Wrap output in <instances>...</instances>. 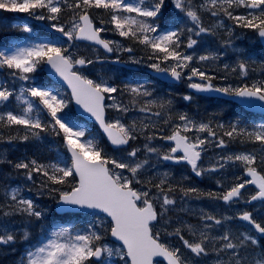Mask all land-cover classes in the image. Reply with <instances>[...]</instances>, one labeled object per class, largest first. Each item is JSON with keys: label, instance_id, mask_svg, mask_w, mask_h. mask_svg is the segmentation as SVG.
I'll list each match as a JSON object with an SVG mask.
<instances>
[{"label": "snow or ice", "instance_id": "snow-or-ice-1", "mask_svg": "<svg viewBox=\"0 0 264 264\" xmlns=\"http://www.w3.org/2000/svg\"><path fill=\"white\" fill-rule=\"evenodd\" d=\"M171 4L175 16L166 28H161L159 23L166 0H0V9L27 13L38 21H46L51 30L69 42L85 40L107 53H132V47H123L102 37L109 29L94 23L91 10H103L109 19L101 20V25L110 24L111 30L120 37L149 50L147 59L152 62L147 63L148 68L166 73L175 81L186 78L188 87L197 93L215 92L238 98L248 107L264 111V80L216 87L212 83L215 77L202 67L194 66L219 59L216 52L198 56L195 53L199 41L194 37L215 35L216 28L227 32L229 39L223 42L226 48L233 46L230 38L235 28L250 31L264 42V0H171ZM240 9L244 11H238ZM66 10L73 13L67 26L60 23ZM205 14L216 18V23L205 27ZM222 17L232 25H226ZM12 27L29 35L22 43L0 46V71H6L17 81L29 82L42 65H48L67 83L72 100L99 124L114 151H121V146L143 137L145 152L155 155L158 163L186 164L196 177L215 174L226 166L243 169L242 175L235 176L230 186L225 187L223 181L217 180L221 191L204 192L185 186L183 182L188 176L172 183L169 171L159 174V182H154L153 177L143 179L149 160L147 157L138 159L140 148L133 147L126 155H108L90 132L63 111L69 101L55 87L27 83L21 84L17 93L0 81V128L23 129L22 135L8 136L7 142L43 141L53 136L62 140L71 163H66L59 147L51 149L56 152V159L47 163L27 156L13 162L3 154L0 161L6 160L25 181L36 185L38 195L49 193L56 200L59 212L97 216L82 226L49 227L41 223L47 209L23 195V186L5 187L0 196V247L24 243L26 247L18 264H113V257H118L123 264H264V249L260 245L264 238V220L258 221L252 212L242 209L227 215L200 209L195 224L179 218L174 220L169 215L176 207L177 192L182 199L223 201L230 207L257 201L264 204V171L258 170L264 165V122L249 123L238 116L228 125L218 123L214 129L210 122L197 123L186 113H179L176 119L181 123H172L171 115L163 119L164 125H171L170 134L163 135L164 129L151 120L134 118L126 123L122 116L108 120V109L120 114L136 109L159 121L170 111L172 102L154 98V91L147 82L124 83L121 88L103 77L91 79L84 70L106 58L77 56L64 47L63 42L39 41L28 24ZM182 49L193 51L189 54ZM251 59H238L231 71H239L240 76L246 78ZM131 62L140 64L142 60L133 57ZM228 68L225 65V69ZM193 78L200 82H194ZM125 92L130 96L127 104L116 95ZM13 100L16 107L3 110ZM183 100L192 101L193 96L184 95ZM193 131L197 135L189 136ZM199 133L207 135L201 138ZM4 139L0 135V140ZM157 139L171 144L152 146V141ZM229 143L259 144L260 148L218 154L208 166L203 165L202 154L209 146L224 150ZM248 186H253L254 191L245 197ZM27 191L31 192L32 188ZM100 213L104 216L100 217ZM16 217L20 218L19 223ZM235 220L246 224L234 227L231 222ZM36 224L40 225V234L33 241L29 229ZM108 237L119 241L121 246H111Z\"/></svg>", "mask_w": 264, "mask_h": 264}, {"label": "rangeland", "instance_id": "rangeland-1", "mask_svg": "<svg viewBox=\"0 0 264 264\" xmlns=\"http://www.w3.org/2000/svg\"><path fill=\"white\" fill-rule=\"evenodd\" d=\"M168 7L173 8L172 4H171V0H170V2L168 4ZM91 13L94 16L95 20L97 21V24H96L97 26L106 27V28L109 29L108 31H105V32L102 33L103 36L107 40L116 41V42L121 44V42L118 41V39H116L115 36H113V34L115 35V33H114V31L111 30L112 26L110 24H107V23H105L104 25H101V23H100L101 20L107 22L108 19H109L108 15L105 14L103 10H97V9H92ZM72 15H73L72 12L67 11V10L64 11L62 13V15H61L60 23L65 24L67 26L68 22L72 18ZM174 16H175V13L173 11L171 13L170 18L165 22V24H166L165 28L172 24V22L174 20ZM26 19L31 20L32 25L27 23ZM204 22H203L204 26L205 27H209V26H211V25L216 23V18H212V17L209 18L205 14L204 15ZM0 24H2L3 26H5V24H6V26L8 25L7 29H5V30L7 32H11L12 34H15L14 37L18 38L16 43H22L23 38L28 36L29 34L23 33L22 31L19 30V28H13L12 25L15 24V25H19L20 27H23V25L28 24L34 30L32 35L35 36L39 41H40V39L38 38L37 33H45L48 36H51L50 40H48V41H52V40L56 39V40L59 41V43L63 42V46L70 48V51L75 53L77 56H85V57H88V58H91V59H95V57L97 55H100V53L96 49L94 51V48H91V47L86 46V45H81V44L79 45V44L74 43L73 41H71V42L67 41L66 37H63V36H61L60 33H57V32H54L53 30H51L47 26L48 22H46V21H38L34 17L29 16L27 13H19L17 18H10V19H8V22H1ZM214 30L218 31L219 36H223V37H225V39L228 38V34H227V32L225 31L224 28H216ZM243 36L246 37V35H243ZM250 36L253 38V34L252 33H250ZM250 36L247 38V40L249 42L252 41ZM186 38H187V33H186ZM194 38H196L199 41L198 46H196V48H195V53H196L197 56L201 55V54H207L208 52H216L214 49L211 48V42H210L209 37H208L207 34H202L201 37H194ZM231 41H232V45L235 47V48H233V51L236 52V53L240 52L241 50L237 48V47H240V45L236 44L237 42H236L234 36H231ZM186 42H187V39H186L185 43ZM192 51L193 50L188 49L187 52L189 54H191ZM203 64H205L207 67L212 68V67L216 66V60L215 61H207V62H204ZM194 65L196 66L198 64H194ZM41 70L42 69L40 68V70H38L36 73L32 74L33 75V80L29 81V82L17 81L14 78L9 77L7 75L6 71H0V81L6 82V84L10 88H13L18 93L21 84L34 83V84L38 85L39 84V80H40V76H41V73H40ZM228 71L229 70H224V72H228ZM84 74L88 75V77L91 78V79H98V78L103 77L104 79L109 81V78H111V74L109 72V67H103V66L98 65L97 63H94L93 65H90L88 69H85L84 70ZM230 81H231V79H230ZM57 92H59L63 96V92L62 91L58 90ZM118 100L122 101L121 99H118ZM15 107H16V103H15V101H13V103L11 105H9L7 108H5L3 110H5V111L12 110V108H15ZM108 110H109V112L111 113V116H112L111 119H109V120H113V119L117 118L118 116H122L123 119H124V122H126V123L131 122L134 118L137 119V121H139L140 119H144L145 122L148 121V120H146V118L144 116L137 117V114L139 113L137 111L129 112L127 114H120V113H117L116 111H114L113 109H108ZM63 111L69 115V113H68L66 108ZM154 122H156V120ZM80 125L82 127H84L82 124H80ZM142 139H144V138L143 137H138L137 140L133 141V143H134L133 147L140 148L139 146H140V143H141ZM152 146L160 147L161 145L157 141L154 140V141H152ZM142 150H144V149L140 148V153H141ZM126 153L117 154L116 156L126 155ZM227 153H229V152H227ZM0 154L5 155V151L2 150L1 148H0ZM218 154H226V153L225 152H217V153L213 154L212 159L214 160L217 157ZM144 156L147 157L148 159L149 158H155L156 162H157V158L153 154L148 153L147 156H146V154H144ZM138 159L143 160V159H141L139 157V154H138ZM151 165H152V162L149 161V164L146 165L143 174L147 172V166H151ZM233 170H236V169L234 168ZM164 172H166V171H163V173ZM161 174H162V171H161ZM22 182L24 183V181H22ZM7 186H10V185L7 184V185H3L2 187L5 188ZM12 187H14V186H12ZM23 195H25V192H23ZM25 196L28 198V195H25ZM181 209H184V211H181ZM200 209L206 210L203 206L198 205L196 201L188 200L186 198H183V199L177 201L175 209L172 212H170L169 215L172 216L174 220L179 218V219H183L185 221H188L190 223L195 224V223H197V217H198ZM257 216H258V218L260 220H264V205L257 209ZM95 219H97V218L96 217H92V218H87V219H84V220H69V218H65V220L63 222H61L59 224H56V225H65V226H67V225L75 224L77 226H82V225H85V224L89 223L90 221L95 220ZM191 221H193V222H191ZM39 234L40 233H34L33 232L32 240L35 241L39 237ZM110 244L113 247H119V246L114 245L112 243H110ZM25 247H26V245L24 243L17 242L15 244L11 245V246L0 247V253L2 255H9L10 258H9L8 261H6L7 264H18L19 259L21 257V254L25 250ZM261 248L264 249V246H261ZM112 261H113V264H123V261L119 260L118 257H113Z\"/></svg>", "mask_w": 264, "mask_h": 264}, {"label": "flooded vegetation", "instance_id": "flooded-vegetation-1", "mask_svg": "<svg viewBox=\"0 0 264 264\" xmlns=\"http://www.w3.org/2000/svg\"><path fill=\"white\" fill-rule=\"evenodd\" d=\"M119 58H121V60L127 61V58H125V56H122L121 55V56H119ZM151 62L145 61V65H143V66H145L146 68L141 69L140 75L147 76L149 78V76L145 73V71H146V69H148L147 63H151ZM150 80H151V82L153 84L158 85V86L160 85L162 91L165 89L164 84H161L160 82L157 83V81H154L152 79H150ZM188 83H189V81L186 78H184V79L181 80V85L178 87V88H180V92H185V90L187 89L186 86L188 85ZM151 87H153V86H151ZM176 123H181V122L177 119V122ZM163 129H164V131H168V132L171 131V127H164ZM188 135L190 136V133H188ZM165 145H169V144H164V146ZM231 147L237 148L235 145H232ZM211 148H212V146H209L208 147V150L205 153L202 154L203 155L202 163H203V165L205 167L208 166L209 161H207V160L210 159V157H211V152H210V149ZM205 161H207V162H205ZM174 168L176 170H181L182 173L186 174V176L189 175L191 177V172L188 170V168L186 166H183L182 165V166H176ZM206 177L208 178V174H206V175H204L202 177H195V178L194 177H191V178L195 179L198 182V186L201 187V188H203L204 191L207 192V191H209V186L206 184V180H205ZM232 183H234V181ZM252 192H253L252 189H248V191H246L244 193L245 194V197H247ZM208 203H209V206L210 207H214V206H217V205H220L221 204L220 201L213 202V201H209V200H208ZM222 206L223 205L221 204V207ZM245 206H246L245 204L240 203V205L238 207L240 208V210H242V209H246L247 210L248 209L251 212L252 208H248V207H245Z\"/></svg>", "mask_w": 264, "mask_h": 264}, {"label": "water", "instance_id": "water-1", "mask_svg": "<svg viewBox=\"0 0 264 264\" xmlns=\"http://www.w3.org/2000/svg\"><path fill=\"white\" fill-rule=\"evenodd\" d=\"M76 41L86 42V43H89V44H91V45H95V44H93V43L90 42V41H85V40H76ZM263 43H264V42H263ZM95 46L99 47L98 45H95ZM99 48H101V47H99ZM101 49L104 50L103 48H101ZM104 51H105V50H104ZM106 53H107V52H106ZM108 54H110V53H108ZM44 71H45V74H46V75H47V76H48V77H49V78H50L55 84L65 87V88L70 92V94H71V89L68 87L67 83L64 82L62 79H60V77L57 76V75L55 74L54 70H52V69H51L48 65H46V64L44 65ZM206 94H207V95H218V96H224V95H222V94L215 93V92L206 93ZM233 99H234L236 102H238L239 104H241L242 106H244V107H245L247 110H249V111H253V112H258V113H263V114H264V111H261L259 107H256V108H250V107H248L247 105H245L244 103H241L240 100H239L238 98H234V97H233ZM256 103L259 104L260 102L257 101ZM73 107H74L75 112H76L78 115H80V116L84 117L85 119L91 121L92 123L96 124L97 127L100 129L101 133L106 137L107 142L110 144V142H109L108 139H107L106 134H105V133L103 132V130L99 127V124L95 121V119L92 118V117H90L89 114L85 113V112L83 111V109L80 108V106L77 105V104L75 103L74 100H73ZM110 146L114 149V146H112L111 144H110ZM125 146H126V145H125ZM125 146H121V148H123V147H125ZM68 154H69V153H68ZM69 155H70V154H69ZM57 209H58V206H57V204H56L55 207H54L55 212L58 213V214H63L62 212H59ZM80 213H82V212H80ZM102 214H103V213H102ZM244 223H246V222H244ZM111 239H112L114 242L120 244V242H119V241H116L114 238H111ZM158 259H162V258H158Z\"/></svg>", "mask_w": 264, "mask_h": 264}, {"label": "trees", "instance_id": "trees-1", "mask_svg": "<svg viewBox=\"0 0 264 264\" xmlns=\"http://www.w3.org/2000/svg\"><path fill=\"white\" fill-rule=\"evenodd\" d=\"M94 137L100 142L101 147H103L105 149V151L108 152L109 148L105 144L104 140L98 135V133L95 132ZM47 140H48V138H45L44 143H42V144L37 142V146H36V159L41 161V162H44V163L54 161L56 159V152L54 150H51L53 147H59L60 152L64 154V149L62 147L61 141H59L55 137L51 138L48 141ZM26 156L28 157V154H26ZM20 158H22V157H20ZM18 159L19 158L15 159V157H13V156L10 157V160H12L13 162L18 161ZM66 163H68V162H66ZM4 166L5 167H12V165H10V164H4ZM65 187L68 188V186H65ZM47 201L52 202V203L54 201L51 197H49V193H48Z\"/></svg>", "mask_w": 264, "mask_h": 264}, {"label": "bare ground", "instance_id": "bare-ground-1", "mask_svg": "<svg viewBox=\"0 0 264 264\" xmlns=\"http://www.w3.org/2000/svg\"><path fill=\"white\" fill-rule=\"evenodd\" d=\"M145 52H146V49L144 48V46H142V53H145ZM17 134L22 135L20 132H16V133L12 134L11 136H15ZM14 142L17 144V146L19 148L18 156H21L24 153V150H25L24 142H21L19 140H15ZM4 156L6 157L7 160H10L9 159L10 155H9V153L7 151H5V155ZM5 162H6V160H5ZM2 186H3V182H0V187H2ZM4 257L5 256H2L1 253H0V262H5L7 264L6 261H8L9 258H4Z\"/></svg>", "mask_w": 264, "mask_h": 264}]
</instances>
